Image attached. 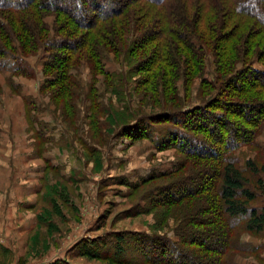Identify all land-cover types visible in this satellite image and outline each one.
Returning <instances> with one entry per match:
<instances>
[{
    "label": "trees",
    "instance_id": "1",
    "mask_svg": "<svg viewBox=\"0 0 264 264\" xmlns=\"http://www.w3.org/2000/svg\"><path fill=\"white\" fill-rule=\"evenodd\" d=\"M17 49L24 57L45 51L44 70L52 74L45 84L59 85L60 95L76 94L70 70L90 62L113 94L131 79L135 98L162 107L141 116L131 110L135 123L117 131L134 144L164 127L156 148L185 158L169 174L192 165L186 180L147 190L145 212L178 206L183 219L174 238L146 234L135 241L156 245L139 251L143 263L171 264L173 257L182 264H232L228 252L237 247L238 233L264 235V147L257 142L264 130V0H0V57L16 59ZM110 55L126 70L109 68ZM196 80L200 101L186 106ZM244 148L257 152L242 166ZM167 177L152 175L128 187L135 191ZM130 246L117 232L84 239L77 252L109 264L140 263L128 258ZM150 252L171 256L159 261Z\"/></svg>",
    "mask_w": 264,
    "mask_h": 264
},
{
    "label": "rangeland",
    "instance_id": "2",
    "mask_svg": "<svg viewBox=\"0 0 264 264\" xmlns=\"http://www.w3.org/2000/svg\"><path fill=\"white\" fill-rule=\"evenodd\" d=\"M21 54L17 49L16 59L0 57V264H53L59 260L109 264L80 256L77 246L84 239L109 238L117 232H124L132 245L128 258L141 261L134 264H153L143 263L144 254L139 251H153L156 245L135 241L139 237L146 240V234L174 238L183 211L171 206L145 212L147 190L186 180L193 176L188 170L192 165L180 174H169L185 158L175 149L156 148L166 132L164 127H154L151 139L134 144L117 131L125 123H135L129 117L131 110L141 116L160 112L162 107L149 97L144 103L135 98L131 79V85L118 92L120 96L113 94L105 78L92 73L90 62L70 70L77 82L76 94L60 95L59 85L45 84L52 75L44 70L45 51L26 57ZM110 56L114 62L109 68L126 70L124 61ZM208 77L213 78L212 74ZM198 88L196 80L186 106L199 103ZM123 112L128 120L121 117ZM257 142L264 147V130ZM256 152L240 150L241 165ZM152 175L168 177L135 191L128 187ZM238 237L237 247L228 252L230 262L264 264V235L242 232ZM215 238L204 237L203 241L219 242ZM240 244L257 249L246 246L243 250ZM162 247L157 243L156 250L160 252ZM149 255L159 261L171 256ZM170 258L175 260L171 264H182Z\"/></svg>",
    "mask_w": 264,
    "mask_h": 264
}]
</instances>
